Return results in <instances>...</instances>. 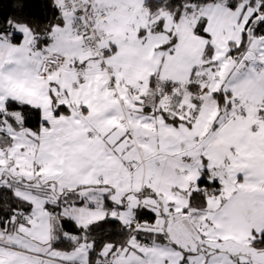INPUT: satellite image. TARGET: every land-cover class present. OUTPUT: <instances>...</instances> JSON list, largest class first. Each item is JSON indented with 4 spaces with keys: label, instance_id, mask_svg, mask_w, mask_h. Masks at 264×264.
<instances>
[{
    "label": "snow or ice",
    "instance_id": "6c2138e0",
    "mask_svg": "<svg viewBox=\"0 0 264 264\" xmlns=\"http://www.w3.org/2000/svg\"><path fill=\"white\" fill-rule=\"evenodd\" d=\"M0 264H264V0H0Z\"/></svg>",
    "mask_w": 264,
    "mask_h": 264
}]
</instances>
